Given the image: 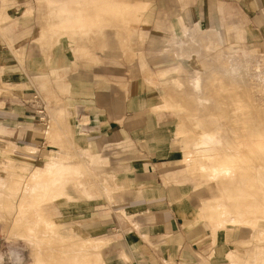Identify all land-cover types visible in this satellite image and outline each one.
I'll return each mask as SVG.
<instances>
[{
	"label": "crops",
	"instance_id": "crops-1",
	"mask_svg": "<svg viewBox=\"0 0 264 264\" xmlns=\"http://www.w3.org/2000/svg\"><path fill=\"white\" fill-rule=\"evenodd\" d=\"M38 1L0 0V17L5 18L4 21L0 18V194L2 166L5 164V172L9 170V175L14 173L9 182L20 189V184L27 177L26 170H31L32 165L23 164V167L14 162L10 166V163L16 161L18 153L26 151V147L36 144L40 149L46 146V124L39 120V116L43 115L40 109L44 106L39 102L26 105L27 99L17 93L18 86L26 84L27 90L35 86L42 94L54 91L61 98H66L59 93V85L61 82H72L74 93L70 112L74 117L80 116L86 120V138L91 141L87 146L91 154L97 157V174L87 172L84 177L87 181L96 178V188L100 189L97 181L106 172L105 167L111 160L109 153L99 152L96 146L106 147L125 142L128 138L135 144L130 152L123 154L126 157L123 162L113 159L110 167L113 172L110 176L117 181L123 195L129 196L122 202V210L116 209L121 215L111 212V217L99 219L94 224L95 231L105 228L99 233L109 242L106 247L107 263L195 264L196 260L202 259L201 263L198 262L207 264L204 258L217 259L213 263H220L219 257L223 252L218 243L221 235L225 237V232L219 227L227 223H243L242 208L250 212L244 194L250 193L247 189L253 186L254 178L258 183L259 171L264 175V127L259 128L254 111L249 109L251 92L248 86L252 84L254 89L264 90L263 81H252L254 76L262 72L258 64L251 66L247 56L226 55L221 46L232 51V46L228 45L231 35L229 28L249 49L264 50V0H142L141 7L123 0H114L119 3L117 6L112 0H103V10L98 9L97 0H78L82 11L80 14L73 9L70 0H40L44 11L43 25L39 21ZM2 3L5 10L1 9ZM51 3L55 5L51 6ZM198 23L203 27L217 24L218 30L206 31L199 27L201 30L197 28L189 31L188 39L179 42L181 61L171 64V68L162 73H175L171 78L172 84H165L170 95L162 106L175 110L181 116L182 126L178 135L185 140V159L184 155L183 158L175 154L170 156L168 150H160L158 143H153L151 150H146L139 146L137 140L143 130L152 131L148 126L155 113L151 107L153 88L144 73L151 77L148 68L156 74L161 65L157 63L155 54L151 53L150 46L166 45L173 37L184 34L189 26ZM92 26L95 28L89 30L87 36L90 46L92 38L105 35L104 31L110 26L118 30L115 33L122 37L123 46L128 44L131 34L134 37L136 35L144 43L143 47L137 49L136 61L129 62L124 54L117 56L95 51L88 61H78L75 67L76 58L62 38L65 36L76 40L78 32L82 34L83 28L86 32ZM50 34L59 38L52 45ZM207 38L212 40L214 50H218V53L207 49L211 47ZM88 43L81 50L75 47L77 56L88 54ZM130 46L125 48L129 56L130 51L134 52ZM193 57L200 60L198 68L188 66L185 60ZM241 57L245 61L238 64ZM206 59H212L214 63L207 65L204 62ZM184 70L189 73L187 81L182 78ZM219 86L224 92L223 98L227 99L221 104H218L215 95ZM236 88L239 92H234ZM240 91H246L248 100L245 105ZM195 100L200 104L197 108L193 106ZM229 105L234 107L231 114L227 108H223ZM60 109L58 107L53 115L54 127L48 130V133L52 132L53 142L61 147L63 137L59 136V132L62 131L72 147L83 144L84 141L77 139L73 133L71 114H63ZM214 112L218 114V121L212 118ZM190 114H201L203 122L199 129L216 131L218 138L212 139L209 136L212 133H207L200 145L190 148L194 141L186 131L196 128L192 123L182 121L184 115ZM241 115L248 116V120L241 122ZM231 116L234 117L233 123L226 124V117ZM150 125L155 126V123L151 122ZM231 130L237 131L232 143L221 142L228 141L226 132ZM241 131L248 132L243 133L248 137L244 141L241 140ZM243 147L249 148L248 153L242 152ZM197 152L216 153L217 158L223 160V165L209 168L194 158ZM60 154L65 152L46 155L41 164L46 165L47 159L51 157L57 162H64L65 158L59 157ZM122 159L119 158L120 161ZM243 171L249 172L247 182L242 179ZM61 173L64 174V168ZM34 174H37L35 170L25 180L18 215V221L31 220V225L34 218L28 215V208H32V199L38 194L29 187ZM45 177L49 178V173ZM195 180L196 186L208 181L215 188L212 198L197 200L194 197ZM260 184L264 187L262 179ZM104 188L109 189V186ZM8 194H12V191ZM96 194H102V191ZM140 195H144V202L137 203ZM106 205L111 208L108 201ZM10 206L11 202H2L0 195V211L3 208L10 209ZM214 208L219 211L216 217L210 213ZM208 217L212 218V222ZM244 220L243 224L254 231L252 241H255L261 228L257 227V219ZM2 224L0 212V250ZM210 237L216 244L213 245L212 254L206 257ZM250 248L255 250L256 246L253 244ZM236 253L242 252L235 250V256ZM124 255L130 259V263Z\"/></svg>",
	"mask_w": 264,
	"mask_h": 264
},
{
	"label": "rangeland",
	"instance_id": "rangeland-1",
	"mask_svg": "<svg viewBox=\"0 0 264 264\" xmlns=\"http://www.w3.org/2000/svg\"><path fill=\"white\" fill-rule=\"evenodd\" d=\"M70 1L73 9L76 10V13H82L80 8V1ZM102 1L103 0H97L99 10L104 9V6L101 4ZM123 1L131 2L132 4H139L140 7L141 5H143L142 0ZM112 2L116 6L119 4L114 0H112ZM8 3L7 5L10 6V4ZM54 5L55 3H51V6ZM41 6V1L39 0L37 9L40 17L39 21H41L40 25H43L44 18L42 15L44 11L42 10L43 8ZM1 9H6H4V3L1 4ZM26 12H28V9L26 10ZM1 15L2 14H0V16ZM4 20L5 18H2L1 21ZM200 25L202 24L198 23L194 24L193 27L189 26L184 34L181 33L178 34L176 38L173 37L171 41H169L166 45H162L161 47L159 45L150 46L151 53L155 54L157 63L161 65H159L156 74L155 72H152L150 68H148V70L152 74L151 77L146 76V74L144 73L145 77L149 79V82L151 83L150 85L153 88V91L151 93V107L153 113H155L153 119L156 118V121L151 119V122L153 124L155 123V126L150 125L151 122L148 126V128L150 130L152 129V131H147L145 129L140 134L138 133L139 136L137 142L139 143L140 147L146 150H151V147L154 144L158 143L160 150L164 152L168 150L170 156L175 154L176 156L180 155L183 158L184 155L185 159V140L183 139V137L178 135V130L182 126L181 116L175 110H170L162 106L164 102H167L170 95V91L168 87L165 88V84L166 82L172 84L171 78L175 76V73L170 72L167 75H163L162 73L165 70H169L171 68V64L181 61L180 56L182 52L180 51V49H178L179 42L181 40L188 39L187 34L189 31H192L193 29L196 30L199 27L206 31L213 29L218 30L217 24L213 27H203ZM92 28L95 27L92 26L88 28L86 32L83 28L82 34L81 32L77 33L76 40L67 38L65 36L62 38V40L66 42L71 54H73L76 58V60H74V62L76 61L75 67L79 64V62H84V60L88 61L90 55L95 51H103L104 53H111L117 56H121V54H124L125 59L132 63L136 61L135 57L138 53L137 49L144 46V43L140 39H138L136 35L134 37L132 36V34L129 36L128 44H126V46H123L122 37L118 34L116 36L115 32H117L118 30L112 26L106 28V31H104L105 35H101L102 37H93L90 46L87 36L89 30H91ZM228 31L231 32L228 45L230 44L232 46V51L227 50L226 46H221L222 50H224V53L226 55L247 56L246 58L250 60L251 66L254 67L256 64H258L260 66V72H262H259L260 74L254 76L252 78V81L264 82V50L249 49L248 46L240 42V37H238L237 35L235 36L232 33V29L228 28ZM200 35L201 34L199 33L198 36ZM50 38L53 40L51 41L50 45H52L59 39L55 38V36L52 34H50ZM133 38H135V43H133ZM207 40L210 41L211 46L207 47V49L212 53H218V50H214V44L212 40L210 38H207ZM87 43L90 47L88 54H80L79 56H77L75 47H78V49L81 50V48L83 49L84 44ZM129 45H131L130 47L134 51H130L131 56L126 54L125 49L129 47ZM185 60H187L188 66L190 65V67L192 68H198L200 66V60L197 57H193L191 59L187 58ZM244 61V57H241L238 60V64L244 63ZM204 62L207 65H211L214 63L212 59H206ZM70 69H73V67H71ZM153 73L155 75H158V77ZM195 74L198 75V73L196 72ZM188 75V71L184 70L182 73V78L187 81ZM67 79L68 76L66 80ZM261 85H263V83H261ZM72 86V82L60 83L59 93L64 95L66 98H61L54 91L46 92V94L44 93V95L42 94V91L38 90L35 86H33L31 90H27L26 84L18 86L17 93L27 99L26 102L24 101L26 105L31 106V102L32 104H37V102H39L44 106V108L40 109V111L43 112V115L39 116V120L43 124H46L44 126L46 146L40 149L36 144L26 147L24 150H26L27 152H19L16 161H12L10 163V166L14 162L18 163L19 165L31 164L32 169L29 170L28 168L26 170L28 171L26 176L29 177L34 170L35 173L37 172V167L39 166L41 161H44L46 159V155L62 151L65 152V154H60L59 157L63 156V158H65V161L57 162L52 157L50 159L48 158L45 164L50 167L46 168L43 174L41 173L40 178L34 174L35 176L33 177V179L29 181V187L33 188V190L38 193L32 199V208H28V215H32V218H34L32 225L31 220L26 221L24 219L18 221L19 203L21 200V195L23 194V187L25 185V180L27 177H25V179L20 184V189H16L14 184L9 182L10 180H12L11 177L14 176V173H11L9 175V170L7 171V173L5 172L7 168H5V164L2 166L1 171L3 175L1 179V200L2 202L3 200L6 201V204H9V202H11V206L10 209L8 207L3 208L0 211L2 213L3 222V240L0 250L1 264H108V251H106V247L109 245V242L105 239L104 236H101L99 233L102 232L105 228L99 229L101 231H95L94 224L99 219H107L108 217H111V212L116 213L117 215H121V212H117L116 209L122 210V202H124L125 199L129 198V196L123 195L122 189L117 185V181L110 176L113 175L110 167L113 159L118 162H123L126 159L123 154L130 152V150L135 147V144L131 139L128 138V140L125 142H117L115 144L107 145L106 147L103 145L96 146L99 152L109 153L111 160L108 166L105 167L106 174H102V176L99 177V180L97 181L99 182L100 189L96 188V178L93 179L92 177L93 183L92 180L87 181L84 178L87 172L93 171L95 174H97V157L96 155L94 156L91 154V151L87 146L91 143V141L87 140L86 138L88 133L86 128V120L80 116L74 117L70 112L73 105L71 96L74 93V90L72 91ZM248 86L250 87L251 92V97L249 98V109L254 111L256 123L259 128L264 127V90L260 91L258 88L254 89L252 87V84ZM236 91H238V88L234 90V92ZM209 93L212 94V91H210ZM25 94H27L26 97ZM215 95L216 99L219 100L218 104H221L224 99L227 100L226 98H223L224 92L222 91V88L220 86L218 87V92ZM240 95L241 98L244 99L242 102L243 105H245V101L248 100L246 91L241 92ZM32 96L33 98H31ZM30 98L33 99V101ZM193 106H195L196 108L200 106L198 100L194 101ZM58 107L59 109L61 108L59 111H61L63 114H71L70 119L71 123L73 122V133L77 139H81L84 141L83 144L77 142L78 145L72 147L65 138V134L62 131L59 132V136L63 137L60 142L61 147H58L55 144V141L53 142L52 132L48 133V130L50 128H53L55 125L53 121V115L55 114ZM223 108H227L231 114L232 108L234 107L232 105H229ZM47 111L49 112V114L47 113ZM42 117H45V120H42ZM212 118L216 121L219 120L218 114L216 112L213 113ZM233 119V116H231V118L226 117V124L233 123ZM245 120H248V116L241 115L240 121L243 122ZM182 121L186 124L192 123L193 127L196 128L194 130L186 131L190 139L194 141V144L192 143L190 148H193V146L195 145H200L204 140L203 136L207 133H212V139L218 138V132L216 131L207 132L199 129L201 123L203 122V117L201 114L184 115ZM243 133L248 132L241 131V140L248 138ZM235 136H237V131L234 132L233 130H231V132H226L225 138L228 139V141L221 140L220 137L219 139L223 143H232V139ZM166 141L167 143H165ZM214 146L218 145L215 144ZM119 158L124 159L120 161ZM49 168L51 170H49ZM63 168L64 174L61 173V170ZM19 170L22 171V167H20ZM48 173L50 177L44 178V175ZM258 175L260 176V178L258 177V183L254 178L253 186L250 189H247L248 191H250V193L244 194L246 195V207L247 209L250 208V212H245L243 208L241 210V221L243 223L245 221L244 219H257V227H261L258 230V236L256 237L255 241H252V239L254 238V231L246 227V225H244L243 223H239L236 225L227 223L225 226H220L219 228L224 230L225 232V237L222 233L223 235H221L222 237L220 238L218 243L223 252V255L219 257L221 261L218 264H231L232 261L234 262V264H239V261L241 264H264V187H262L260 184V179L264 181V175L261 171H259ZM248 176L249 172L243 171V181L247 182ZM196 180L194 183V197L197 200H200V198H206V200L208 197L212 198V196L216 192L215 188H213V186L208 181H205L206 183L202 185L196 186ZM105 186H109V189L104 188ZM44 189L46 190L44 191ZM11 191L12 194H8V192ZM98 191H102V194H96ZM111 192H113V196L111 195ZM107 193L108 195H106ZM110 195L111 197H113V199L110 198ZM143 196H139V201L137 203L144 202ZM257 196L260 198L259 200H257ZM107 201L111 205V208L107 207ZM208 206H210V201ZM112 208L113 211H111ZM94 210L97 213H95ZM218 212L219 211L217 208H214L212 211L210 210V213L213 214V217L218 216ZM207 213H209V210H207ZM123 214H125V212ZM211 217L208 218L212 222ZM214 229L218 228L214 227ZM209 241V252L207 253L206 257L212 254V250L214 249L213 245L216 244V241H214V239H212L211 237L209 238ZM253 244L256 246L255 250H252L250 248L251 246H253ZM235 250L242 253H236L235 256ZM124 257L128 261V263H130V259L125 255ZM231 257H233L234 259H232ZM204 260V262H206L207 264H216L213 263V261H216L217 259L204 258ZM198 261L199 260H196L195 264H198L200 262ZM170 264L176 263L171 262Z\"/></svg>",
	"mask_w": 264,
	"mask_h": 264
},
{
	"label": "bare ground",
	"instance_id": "bare-ground-1",
	"mask_svg": "<svg viewBox=\"0 0 264 264\" xmlns=\"http://www.w3.org/2000/svg\"><path fill=\"white\" fill-rule=\"evenodd\" d=\"M209 136H212L211 134ZM248 150L249 148L248 147H243L242 149V152L245 154V153H248ZM194 158H196L198 161H200L202 164H205L207 167L209 168H213V167H216V166H219L220 164H222V161L223 160H219L216 156V153H210V154H206V153H201V152H197L195 155H194ZM42 162V161H41ZM40 162V166H39V169L37 171V176L40 178L41 176V173L43 174V171L50 167V166H46V165H43L41 164ZM49 170H51L49 168ZM260 198L257 196V200H259Z\"/></svg>",
	"mask_w": 264,
	"mask_h": 264
},
{
	"label": "built area",
	"instance_id": "built-area-1",
	"mask_svg": "<svg viewBox=\"0 0 264 264\" xmlns=\"http://www.w3.org/2000/svg\"><path fill=\"white\" fill-rule=\"evenodd\" d=\"M42 120H45V117H42Z\"/></svg>",
	"mask_w": 264,
	"mask_h": 264
}]
</instances>
